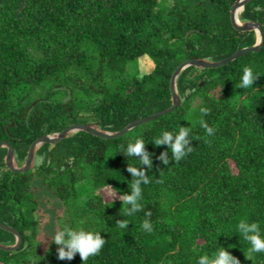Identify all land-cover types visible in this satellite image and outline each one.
I'll return each instance as SVG.
<instances>
[{"label":"trees","instance_id":"obj_1","mask_svg":"<svg viewBox=\"0 0 264 264\" xmlns=\"http://www.w3.org/2000/svg\"><path fill=\"white\" fill-rule=\"evenodd\" d=\"M236 1L0 0V141L11 143L22 166L42 135L74 123L123 130L169 108L171 77L181 62L220 61L259 40L254 30L233 25ZM238 19L264 28V0L248 1ZM244 66L258 78L237 88ZM177 90L178 107L123 136L80 130L43 143L28 171H12L2 147L0 220L21 233L22 243L0 249V262L83 264L78 253L71 261L58 259L52 237L41 240L48 214L38 191L46 188L63 205L54 215V234L67 226L105 238L86 264H198L220 247L241 264H264V252L247 258L250 244L237 231L242 220L255 222L264 237V45L222 66L186 67ZM181 126L190 127L194 151L175 162L168 146L156 147L154 140ZM137 138L152 154L153 167L150 183L141 185L143 210L126 216L115 197L130 194L128 164L141 165L120 146L126 151ZM166 150L168 165L157 159ZM121 219L127 229L116 227ZM145 219L151 232L141 228ZM0 242L13 245L16 236L0 227Z\"/></svg>","mask_w":264,"mask_h":264},{"label":"clouds","instance_id":"obj_2","mask_svg":"<svg viewBox=\"0 0 264 264\" xmlns=\"http://www.w3.org/2000/svg\"><path fill=\"white\" fill-rule=\"evenodd\" d=\"M256 11H261L258 7ZM257 36L260 35V29H256ZM259 43V41H257ZM258 77L254 76L251 67L244 66L243 75L241 81L237 88H248L254 85ZM201 113L204 115L208 114V111L204 108L200 109ZM200 124L205 128L208 135L214 134V129L209 127L208 124L201 119ZM190 127L181 126L178 133L173 134L169 131H164L158 138H155L154 145L160 147L162 145H167L172 154V160L179 162L186 155L194 151L193 146H191V141L189 140ZM121 147V152L126 157H136L139 160L141 167H135L128 164L127 171L131 174V180L128 182L130 188V194L124 193L123 195L117 194L122 203L123 207L121 212L126 216H131L138 211L143 210V206L140 203L142 199V187L141 185H147L150 183L149 175H147V170L152 169L153 159L152 154L146 148V144L142 138L135 139V142H130L127 146L126 151L123 150V145ZM51 150V149H49ZM44 156H40L37 159L38 164L44 163ZM164 165H168L170 162L168 151L162 152L159 157H157ZM51 161L49 160V164ZM147 166V167H145ZM146 217L151 216V212L145 213ZM128 221L121 219L117 221L116 227L121 229L128 228ZM141 228L144 231L151 232L152 225L149 219H145L142 222ZM237 231L240 236L250 244L248 249L247 258L252 259V253L264 252V237L261 236L259 225L255 222L248 223L242 220ZM51 241L55 243L58 253V259L71 261L75 258L77 253L80 255L83 264L90 256L98 255L105 244V238L97 231H86L84 229L74 230L70 227H64L62 230H58L52 236ZM198 264H241V261L234 256L230 251L224 247L217 249L211 257L208 255H203L199 257Z\"/></svg>","mask_w":264,"mask_h":264},{"label":"water","instance_id":"obj_3","mask_svg":"<svg viewBox=\"0 0 264 264\" xmlns=\"http://www.w3.org/2000/svg\"><path fill=\"white\" fill-rule=\"evenodd\" d=\"M248 1H251V0H237L236 2H234L233 6H232V10H231V20H232L233 25L237 29H239L240 31L254 30L256 32V29L259 28L260 29V35L258 36L259 37V40H258L259 43H256L253 46L238 49L232 55H230V56H228L225 59H222L220 61H211V60H207V59H203V58H192V59H187V60L181 62L177 66V68L175 70H173L174 72H173V75L171 77V91L173 94V104L169 108H167L163 111L156 112V113L149 115L147 117H142V118L136 119V120L130 122L128 125H126L123 128V130L120 129L117 131H107V130H102L96 124L74 123V124L67 126L65 129H63L59 132H55L53 134L42 135L31 143L30 148H29L28 153H27L26 161L22 166H18L15 162V150H14L13 146L11 145V143L8 142L7 140H2V141H0V150L2 147L8 148L7 165L9 166V168L15 172H18V171L24 172V171L30 170L32 168L33 164L35 163V150L37 147H39L40 145H42L45 142L56 143V142L60 141L61 139H65L68 135L73 134V133L80 131V130L90 131L94 134L100 135L102 137H108V138L117 137L120 135L123 136V134H125L126 132H128L129 130L134 128L135 126H137L143 122L153 120V119L161 116L162 114L170 112L181 104V97H180L178 90H177V80H178V77H179V74L181 73V71L183 69H186V67L191 66V65H197L200 67H218V66H222V65L229 63L230 61L234 60L235 58L239 57L240 55H242L248 51H259L262 48V46L264 45V28H263V25L261 23L255 22V21L240 22L238 19L239 12L244 9L245 4ZM0 227L5 229V230L13 232L16 236L15 244L7 245V244L0 242V249L10 250V251L18 249L22 243L21 233L16 228L4 224L1 220H0ZM0 264H4V263L0 262Z\"/></svg>","mask_w":264,"mask_h":264},{"label":"rangeland","instance_id":"obj_4","mask_svg":"<svg viewBox=\"0 0 264 264\" xmlns=\"http://www.w3.org/2000/svg\"><path fill=\"white\" fill-rule=\"evenodd\" d=\"M36 186H38V183ZM38 196L40 198V206L42 210L45 214H48L47 219L41 226V240L48 241L49 238L52 237V234H54L55 230L54 215L62 210L63 205H61V201H59V199L46 188H41L38 191Z\"/></svg>","mask_w":264,"mask_h":264}]
</instances>
